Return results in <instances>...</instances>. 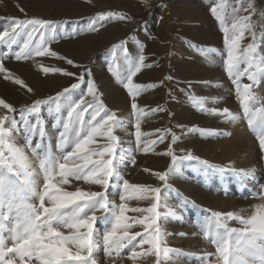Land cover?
Wrapping results in <instances>:
<instances>
[{"label":"snow or ice","instance_id":"6c2138e0","mask_svg":"<svg viewBox=\"0 0 264 264\" xmlns=\"http://www.w3.org/2000/svg\"><path fill=\"white\" fill-rule=\"evenodd\" d=\"M211 12L223 32L224 68L235 86L243 119L264 152V102L253 91L257 78L264 75V54L258 50L253 6L247 0H235L234 5L229 0H217ZM109 19L124 20L127 17L115 12L99 13L90 19L87 30L98 31V23ZM0 20L7 24L0 30V49H7L0 51V74L5 80L27 87L22 79L5 68L3 60L9 55L17 61H35L36 57L66 59L48 47L49 43L56 41L57 21L3 16ZM245 40L248 42L244 43ZM124 44L122 41L113 48L118 47L126 53ZM198 51L204 52L203 49ZM126 60V73L114 71L113 75L133 100L131 109L136 116L135 137L139 147L142 137L149 135L141 131V117L150 113L135 101L144 90L156 85L133 82L143 68L152 66L145 63L142 48L138 57L129 60L126 56ZM66 63L75 66L71 59H66ZM38 67L44 74L76 75L42 64ZM87 75L91 77L90 72ZM242 78L250 83H242ZM76 79V83L65 87L56 96L37 99L31 105L23 106L18 113L19 121L9 115L16 112L14 106L0 98V110H6L0 112V264H98L97 253L101 250L109 264H115L117 259L125 258L122 255L125 249L128 250L126 258L132 264H139L148 257H154L153 264H175L174 256L178 258L187 254L167 245L166 236L170 233L164 230L162 217L177 218L176 211L162 205L160 187L131 184L120 174L117 165L124 157L118 154L120 141L114 132L124 127V121L106 108L91 78L85 81V74H81ZM82 83L87 84V93L72 99L64 109L61 97L70 99L68 94ZM27 90L32 92L30 87ZM86 96L92 97V101L86 100ZM192 99L197 109L204 112L205 98ZM46 104L50 113L57 114L53 128L57 130L55 147L59 154L53 152L39 115L41 106ZM163 110L162 107L151 109V113ZM209 114L221 115L230 122L241 119L227 108H213ZM20 129L24 132L22 145L13 136V132ZM169 134L175 143L178 137L170 130H164L158 140L163 142ZM155 143V140L145 142L143 150L149 151L148 145ZM28 152L37 158L39 172L32 167ZM164 154L171 156L172 164L166 172L153 174L167 185L178 158L171 146ZM181 159L198 158L189 152ZM132 163H135L134 159ZM200 164L205 170L225 171L207 161H200ZM231 171L242 187H246L245 180L255 175L252 169ZM73 180H83L101 190L77 187L69 191L65 185H70ZM113 185L120 189L119 203L109 198V189ZM252 195L264 201V186ZM132 200L149 201L150 206H130ZM162 207L167 211H159ZM252 209L247 216L238 212H211L203 218L199 224L201 235L214 246L215 252L198 256L199 264H264V203L253 205ZM129 213L139 215L130 216ZM229 221H236L240 226L232 227ZM137 226L141 230L133 231Z\"/></svg>","mask_w":264,"mask_h":264},{"label":"rangeland","instance_id":"374dc122","mask_svg":"<svg viewBox=\"0 0 264 264\" xmlns=\"http://www.w3.org/2000/svg\"><path fill=\"white\" fill-rule=\"evenodd\" d=\"M216 2L217 0H0V16L16 19L38 17L57 21L56 41L49 43L48 47L59 56L73 60L75 65L67 64L66 59L53 57L17 61L9 55L3 60L5 68L32 89L29 92L27 87L5 80L3 74H0V98L16 109L15 113L9 115L15 116L19 121L18 113L23 106L31 105L37 99L45 100L56 96L65 87L76 83V77L81 74H85V81L91 78L106 108L124 121V127L114 132L120 141L118 154L124 157L118 162V171L131 184L160 187L162 205H167L177 213V218L162 217L163 228L170 233L166 236L167 245L187 254L178 258L174 256L175 264H199L198 256L205 252H215L214 246L200 232L199 224L205 216L211 212H238L247 216L251 214L253 205L264 203L252 195L260 192L264 186V152L243 119L235 86L224 68V36L211 12V7ZM247 2L252 4L255 12L254 0ZM260 2L264 7V0ZM229 3L234 5L235 0H229ZM105 12L124 14L127 19L101 21L98 23V31H88L90 19ZM140 17L143 20L138 22ZM262 18L263 25L261 35L257 36V44L259 52L264 54V12ZM4 27H7L6 21L0 20V30ZM122 41L125 42L126 53L118 47L113 48V45H119ZM247 42L248 40L244 41ZM141 48L146 57L145 63L152 66L143 68L133 78V82L156 86L144 90L135 101L150 113L141 117V131L149 135L142 137V143L137 147L136 116L131 109L133 100L113 72L126 73V56L129 60L135 59ZM198 49H203L204 52ZM38 64L76 75L64 76L59 72L44 74L39 70ZM88 72L91 77L87 75ZM241 82L250 83L246 78H242ZM253 91L264 102V75L257 78ZM86 93L87 84L82 83L78 89L68 94L70 99L61 97L62 107L66 109L72 99ZM192 97L205 98L204 112L197 109ZM85 98L92 101L90 96ZM160 107L164 110L151 113V109ZM213 108H227L240 115L241 119L230 122L221 115L209 114ZM3 111L6 110H0ZM39 115L46 127L47 139L52 143L53 152L59 154L55 147L57 130L53 128L57 114L50 113L46 104L41 106ZM164 130H170V133L178 137L175 143L170 134L165 136L163 142L158 140ZM209 132L215 134H207ZM13 136L18 144L24 143L22 129L13 132ZM149 140H155L156 143L148 145L149 151L145 152V142ZM170 146L178 159L175 171L170 174L165 185L153 173H163L169 169L172 164L171 156L164 153ZM189 152L198 159H181ZM28 155L32 167L39 172L37 158L30 152ZM200 161H207L225 171L213 168L205 170ZM232 169H252L255 175L254 178L245 180L246 187H242ZM77 187L101 190L83 180H73L70 185H65L69 191ZM119 191L115 185L110 187L109 198L119 203ZM129 203L130 206H150L149 201L132 200ZM241 209L245 211L241 212ZM159 211L166 212L167 208L162 207ZM229 225L240 226L236 221H229ZM100 227L102 229L103 225ZM140 230L139 226L133 229ZM180 233L186 235L182 236ZM127 254L128 250L125 249L122 253L125 258L117 259L115 264H132L126 258ZM97 260L98 264H109L102 250L97 253ZM153 260L154 257H148L139 264H153Z\"/></svg>","mask_w":264,"mask_h":264},{"label":"trees","instance_id":"16d2710c","mask_svg":"<svg viewBox=\"0 0 264 264\" xmlns=\"http://www.w3.org/2000/svg\"><path fill=\"white\" fill-rule=\"evenodd\" d=\"M255 4V12L253 15V21L255 22L257 26V36L261 35V28L263 25V18H262V13L264 12V7L262 6L260 0H254ZM138 22H141L143 18H138Z\"/></svg>","mask_w":264,"mask_h":264},{"label":"crops","instance_id":"0c3cea01","mask_svg":"<svg viewBox=\"0 0 264 264\" xmlns=\"http://www.w3.org/2000/svg\"><path fill=\"white\" fill-rule=\"evenodd\" d=\"M161 24H162V23H161ZM161 24H160V25H161Z\"/></svg>","mask_w":264,"mask_h":264}]
</instances>
